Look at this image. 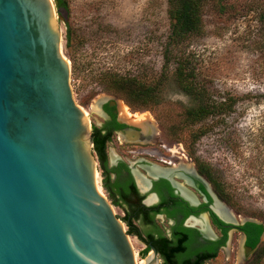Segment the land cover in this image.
<instances>
[{
  "label": "rangeland",
  "instance_id": "1",
  "mask_svg": "<svg viewBox=\"0 0 264 264\" xmlns=\"http://www.w3.org/2000/svg\"><path fill=\"white\" fill-rule=\"evenodd\" d=\"M252 1L230 0L225 14L208 7L205 31L191 37L189 51L200 79L216 97L233 94L239 100L235 112L224 121L200 124L186 118L192 99L176 82L175 63L168 68L161 86L160 103L152 109L131 108L103 80L104 72L140 74L150 82L159 79L170 33L168 0H67L68 10L56 9L63 30V54L71 65L74 96L88 112L92 127L103 120L93 111L99 100L114 99L120 111L126 106L133 114L151 116L161 131V143L179 150L183 147L186 155L190 153L196 161L212 167L238 220L264 221V6H250ZM69 30L71 43L67 45ZM201 130L206 131L195 140L194 134ZM127 148L115 138L109 159L115 155L128 160ZM97 161L101 190L110 199L98 157ZM113 206L129 230L125 208ZM134 224L144 235L152 230L140 220ZM157 224L169 232L166 219L158 217ZM130 238L138 261H143L146 242L134 233ZM254 258L255 254L246 256L242 235L231 232L227 247L207 264H249Z\"/></svg>",
  "mask_w": 264,
  "mask_h": 264
},
{
  "label": "water",
  "instance_id": "2",
  "mask_svg": "<svg viewBox=\"0 0 264 264\" xmlns=\"http://www.w3.org/2000/svg\"><path fill=\"white\" fill-rule=\"evenodd\" d=\"M62 43L54 0H0V264H163L101 190Z\"/></svg>",
  "mask_w": 264,
  "mask_h": 264
},
{
  "label": "trees",
  "instance_id": "3",
  "mask_svg": "<svg viewBox=\"0 0 264 264\" xmlns=\"http://www.w3.org/2000/svg\"><path fill=\"white\" fill-rule=\"evenodd\" d=\"M55 2L59 12L65 9L68 10L67 0H55ZM229 3L230 0H168L170 33L163 51L164 69L159 79L156 82H150L140 74L120 75L104 72L103 80H107L109 89L115 90L131 108L135 110L152 109L160 103L161 86L167 77L168 68L172 63H175L174 76L176 82L181 91L192 99V105L186 109L185 113L187 120L192 124H200L207 120L224 121L225 117L235 112L239 101L238 97L233 94L216 97L211 92L208 86L200 79L197 68L193 66L192 57L194 56L189 51V45L194 36L200 35L205 31L207 8H214L217 12L225 14L228 12ZM252 5L264 6V0H259L258 2L254 0L250 6ZM261 20L264 23V14L261 15ZM66 37L67 45H69L71 43L70 30ZM173 131L171 132L173 133ZM205 131L201 130L195 133L194 139H198ZM93 141L102 169L103 186L109 193L113 204L125 208V221L129 225V234L134 233L144 239L145 242H152L163 259V264H207L206 262L210 259L218 257L219 246L225 244L227 235L220 242L211 241L209 248L193 247L191 244L196 238V230L184 226L183 221L174 226L171 236L161 231L157 234L156 230H151L144 235L142 230L134 224V221L141 216L144 223L151 224L159 230L156 220L145 208L138 206L139 203L133 196V193L137 192L133 181L128 180L127 183H122L118 179L112 182V170L121 174L120 168H108V143L101 130L97 127L93 131ZM197 162L201 172L213 182L220 197L231 204L228 196L223 191V185L215 177L212 167L208 163L199 160ZM132 213L137 214L132 215ZM215 218L218 225L223 224L221 220L217 217ZM239 229L246 232L248 237L247 245L256 250L255 258L249 264H264V241H262L264 223L247 221ZM149 251L150 248L147 247L145 256Z\"/></svg>",
  "mask_w": 264,
  "mask_h": 264
},
{
  "label": "flooded vegetation",
  "instance_id": "4",
  "mask_svg": "<svg viewBox=\"0 0 264 264\" xmlns=\"http://www.w3.org/2000/svg\"><path fill=\"white\" fill-rule=\"evenodd\" d=\"M131 114L133 117L130 118V121L126 120L121 116L118 102L114 99L106 100L102 103L100 112L103 120L99 126L96 125L94 128L97 127L101 130L108 143V168H120L121 174L112 170V182L118 179L122 183H127L128 180L133 181L137 188V192H134L133 196L139 203L138 206L145 208L156 222L158 217L166 219L170 222V230L164 232L158 224L159 230L151 224L145 223V225L156 230L157 234L161 231L171 236L174 226L183 221L184 226L196 230V238L191 245L202 249L209 248L211 241H222L227 235L225 244L219 246V252L227 247L231 232H239L242 235L243 246V233H245L246 241L243 248H252L247 245L246 232L239 229L247 221L238 220L235 212L234 217L228 219L217 211L218 203L225 208L229 206L232 211L234 210L226 200L220 197L210 178L201 172L196 159L190 153V156L186 155L183 147H181L183 150L181 152L179 149L161 143V131H158L157 124L152 130L145 131L143 126L132 122L135 118L139 120L143 115ZM94 128L92 127L93 131ZM115 138L123 146L128 147V160L115 155L112 160L109 159V148ZM143 178L146 180V188L140 183V179ZM150 197H154L152 202H148ZM135 214L137 213H132V215ZM191 217L195 218L189 223L188 219ZM215 217L221 220L223 224L218 225ZM197 219L204 224L206 223L205 226L208 227L209 234L204 230L201 223L196 222ZM139 220L144 223L141 216L135 221ZM150 243L152 242H146L149 248ZM252 249L254 250L253 253L245 249L246 256L255 254L256 250Z\"/></svg>",
  "mask_w": 264,
  "mask_h": 264
},
{
  "label": "bare ground",
  "instance_id": "5",
  "mask_svg": "<svg viewBox=\"0 0 264 264\" xmlns=\"http://www.w3.org/2000/svg\"><path fill=\"white\" fill-rule=\"evenodd\" d=\"M104 100H99V102H96V104L93 106V111L94 112H98V113H100L101 112V104H102V102H103ZM87 114H88V112L87 111H85ZM120 113H121V116L123 117V118H125L126 120H129L130 121V118L131 117H133L132 116V114L130 113V111L128 110V107H126V106H124L123 108H122V110L120 111ZM87 117H88V115H87ZM133 123H136V124H140L141 126H143V129L145 130V131H149V130H152V128H155V126H156V122L154 121V119L151 117V116H149V115H146V116H144V117H141L139 120H137L136 118H135V120H133L132 121ZM124 137V136H123ZM114 156V155H113ZM182 165V164H181ZM188 165V164H187ZM192 166V165H191ZM191 166H190V168H191ZM182 168H184V167H182ZM177 169V168H176ZM193 169V168H192ZM144 179V180H143ZM143 179H140V183H141V185L144 187V188H146V180H145V178H143ZM154 200V197H150L149 199H148V202H152ZM217 211L222 215V216H224V217H226V218H228V219H230V217H232L233 216V214H234V211H232V209H230L229 208V210L227 209V208H225V206H223L222 204H217ZM234 217V216H233ZM205 220V219H204ZM234 220V219H233ZM196 222L197 223H201L202 225H203V227H204V230L209 234V230H208V227L207 226H205L206 225V223L204 224L201 220H196ZM199 225V224H198ZM142 262V261H141Z\"/></svg>",
  "mask_w": 264,
  "mask_h": 264
}]
</instances>
